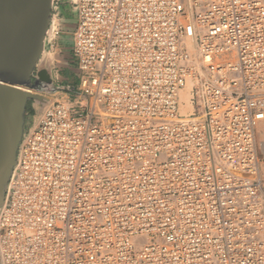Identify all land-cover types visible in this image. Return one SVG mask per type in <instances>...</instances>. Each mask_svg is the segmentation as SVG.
<instances>
[{
  "label": "built area",
  "instance_id": "obj_1",
  "mask_svg": "<svg viewBox=\"0 0 264 264\" xmlns=\"http://www.w3.org/2000/svg\"><path fill=\"white\" fill-rule=\"evenodd\" d=\"M69 4L77 83L19 146L0 264H264V0Z\"/></svg>",
  "mask_w": 264,
  "mask_h": 264
},
{
  "label": "water",
  "instance_id": "obj_2",
  "mask_svg": "<svg viewBox=\"0 0 264 264\" xmlns=\"http://www.w3.org/2000/svg\"><path fill=\"white\" fill-rule=\"evenodd\" d=\"M55 1L60 0H0V210L19 146L30 128L24 129L27 104L33 101L43 108L50 101L37 93L51 85L40 63L48 47Z\"/></svg>",
  "mask_w": 264,
  "mask_h": 264
},
{
  "label": "rangeland",
  "instance_id": "obj_3",
  "mask_svg": "<svg viewBox=\"0 0 264 264\" xmlns=\"http://www.w3.org/2000/svg\"><path fill=\"white\" fill-rule=\"evenodd\" d=\"M69 0H60L57 4L56 14L60 20L61 28L64 31L58 38L57 46L45 48L44 57L40 63V67L49 74L51 78L50 89L46 92L37 93L42 97L48 98L51 102L44 104L43 108L39 104L30 101L26 112L29 118L25 122L24 129H27L33 125V116H37L35 121L38 120L39 115L45 108L52 105L54 102H62L66 100V97L71 93V89L75 87L76 75L73 64L71 63V53L69 44V29L75 24V14L71 13V6L68 3ZM68 29V30H67ZM67 30V31H66ZM50 57L52 64L48 68L44 66L45 60ZM50 104V105H49ZM262 130L263 127H260Z\"/></svg>",
  "mask_w": 264,
  "mask_h": 264
},
{
  "label": "bare ground",
  "instance_id": "obj_4",
  "mask_svg": "<svg viewBox=\"0 0 264 264\" xmlns=\"http://www.w3.org/2000/svg\"><path fill=\"white\" fill-rule=\"evenodd\" d=\"M49 32H50V30H49ZM195 48L196 47H195L194 40L189 41L188 42V49H189L190 53L195 54L196 53ZM51 64H52V59L50 57H48L44 62V66L49 68L51 66ZM190 86H191L190 83H188L186 85V87L184 88V90L182 91V93L180 94V107H179L180 110H179V113H181L184 116L188 115L192 111V107H191V103H190V97H191ZM49 103L51 104V102H49ZM42 115H43V112L41 113V115H39L38 120L34 121L32 127H34L37 124V122L42 117Z\"/></svg>",
  "mask_w": 264,
  "mask_h": 264
},
{
  "label": "flooded vegetation",
  "instance_id": "obj_5",
  "mask_svg": "<svg viewBox=\"0 0 264 264\" xmlns=\"http://www.w3.org/2000/svg\"><path fill=\"white\" fill-rule=\"evenodd\" d=\"M29 104V103H28ZM28 104H27V106H28ZM26 109H27V107H26Z\"/></svg>",
  "mask_w": 264,
  "mask_h": 264
},
{
  "label": "crops",
  "instance_id": "obj_6",
  "mask_svg": "<svg viewBox=\"0 0 264 264\" xmlns=\"http://www.w3.org/2000/svg\"><path fill=\"white\" fill-rule=\"evenodd\" d=\"M75 70V69H74Z\"/></svg>",
  "mask_w": 264,
  "mask_h": 264
}]
</instances>
